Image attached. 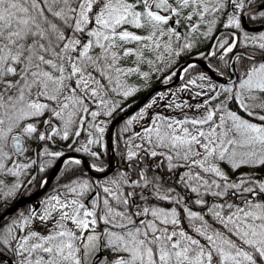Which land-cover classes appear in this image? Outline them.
Wrapping results in <instances>:
<instances>
[{
    "label": "snow or ice",
    "instance_id": "snow-or-ice-1",
    "mask_svg": "<svg viewBox=\"0 0 264 264\" xmlns=\"http://www.w3.org/2000/svg\"><path fill=\"white\" fill-rule=\"evenodd\" d=\"M246 4L251 19L256 14L264 18V0H0V174L18 177L36 163L14 159L26 153L27 140H51L61 133L63 140L80 137L86 117L94 121L100 114L93 106L111 115L116 106L113 95L126 98L136 91L127 88L123 78L133 74L149 78L139 67L154 63L149 54L161 61L193 47L178 30L181 26L189 34L206 27L207 36L219 13L226 17L225 28L239 30ZM240 43L264 57V32H245L242 41L231 32L213 45L223 50L221 54L210 49L201 55L225 62V68L212 67L232 82L217 88L210 76L201 74L198 80L205 83L188 79L183 85L200 89L195 97H206L201 104L166 105L198 112L203 107V113L183 119L157 113L141 132L129 137L124 158L137 169V179L125 174L111 181V186L101 188L103 195L93 196L90 207L81 198L92 185L87 180L70 182L64 193L50 198L43 214H22L18 223L0 231V246L11 247L17 264H92L101 238L95 234L96 226L103 223L114 264H264V180L244 174L232 180L220 166L221 162L233 170L264 166V59L257 60L255 53L235 55L239 68L228 64L225 57ZM128 57L135 58L136 67L122 66ZM46 114L49 118L43 123L49 135L38 132L37 122ZM136 119H144L143 110L128 125ZM87 126H92L90 121ZM94 130L104 132L98 124ZM96 143L89 138L74 150L90 152L89 145ZM141 151L154 161L151 176L138 167L144 159ZM43 155L61 153L45 150ZM161 167L185 190L183 194L176 187H164L155 172ZM125 186L131 190L124 192ZM19 187L0 181V199L11 197ZM187 193L195 198L189 200ZM149 195L172 206L150 205ZM134 196L144 204H137ZM206 196L214 200L209 202ZM34 219L52 221L46 235L25 231ZM87 231L93 234L84 236Z\"/></svg>",
    "mask_w": 264,
    "mask_h": 264
},
{
    "label": "trees",
    "instance_id": "trees-1",
    "mask_svg": "<svg viewBox=\"0 0 264 264\" xmlns=\"http://www.w3.org/2000/svg\"><path fill=\"white\" fill-rule=\"evenodd\" d=\"M246 7H249V6L246 4ZM256 17L257 18L255 20H253L250 18V15H248L247 16V22L250 25H254V24H258L264 20V18H261L259 16V14H256ZM130 30L136 31L138 34H144L143 32L136 30V29H130ZM235 30H237V29H235ZM237 31L239 32L240 40L242 41L243 35L247 31L243 30L242 28L237 30ZM248 33H250V32H248ZM259 33H261V32H259ZM250 34H252V33H250ZM208 45H209V40L205 39L204 41H200L199 43H196L192 49L185 50V51L181 52L180 56L176 57L177 65L182 64L186 59L191 58V57H198V58L203 59L201 54H207L208 53V51H207ZM240 48H242L245 51L252 53V54L253 53L261 54V52L258 49H254L251 46L246 48L243 43H240ZM214 51H217V55H219V54H221V52L223 50L222 49L221 50L214 49ZM229 55H230V53L225 57V61L227 63H228ZM203 60L206 61L211 67L215 66V67H219V68H225V62L219 61L216 57H211L208 60H205V59H203ZM193 65L195 67L189 68L188 72H186V73L184 72L180 81L174 87L170 88L169 90L177 89V90H180L183 94L194 93V95H195V92L200 91L199 88H197L196 86H193V85H189L188 89L183 88V85L185 84V82L188 79H195V80H197L198 84L205 83L204 81L198 80L199 75L205 74L204 71L201 69V67L199 65H197V64H193ZM235 66L237 68H239L240 62L235 61ZM169 80H171V78L166 80V81L158 80L157 82H155L154 85L164 83V82H168ZM211 82L213 84H215V86L217 88H219L220 83H218L214 80H211ZM146 91H147L146 89H142L140 92H136V93L132 94L131 96L127 97L123 101L120 108H118L117 110L112 112L111 115H106V114H104L103 110L95 108V106H93V110L100 112V114L95 119L102 120L104 122L109 123L113 117H115L117 114H119L120 112L123 111L122 107L124 105H131L132 103H134L135 101L140 99ZM161 93H159V94H161ZM148 103L149 102L147 101L144 106L148 105ZM232 107H235V106L233 105ZM241 115H244V114L241 113ZM45 118L46 117L43 116L37 122L38 132H40V133L43 132V121L46 120ZM246 118L252 119L251 117H246ZM89 121L90 122L92 121L91 117H86V123H88ZM52 122L57 124V125L60 124V122L55 120V119H53ZM126 122H127V119H125L124 121L119 123L114 129L113 151H114V155L117 158L118 166L109 174L108 177L103 178V179L92 178L85 172V170L81 164L76 165V164L72 163V161H67L66 163H64V165L58 171V173L56 174L54 179L49 183V185L47 186L45 191L38 197V199H42L46 195L52 193L54 190H56L57 187L69 185L70 182H78V181L87 180L92 185V188L81 199H82V201H85L86 203H90V201L92 200L93 196L96 193L99 192L101 195H103V193L101 191V188H102L101 184L104 183L105 181H108L112 178L115 180H119L120 177L122 175H125V174L131 180L137 179V175H136L137 169L131 168L129 165V162L124 158L126 142L128 141L129 137L132 136V132H133L132 128L130 129L129 125H127ZM254 122L259 123V121H254ZM82 131H84V130H82ZM46 135H48V134H46ZM61 136H62L61 134L56 135L51 140H46V141H40L38 138L27 140V145H26L27 151L25 153L27 155L26 163H29L30 160H35L36 163L32 164V166L30 168H28L22 186H20L18 188V190L15 191V194H14L15 197H14L13 201H15L17 198H19L21 196H28V195L34 193L35 191H37L38 188L41 186L43 180L48 175L52 164L56 161V159L58 157H50V156L43 155L45 150L50 151V152H59L61 154L68 152V151L75 152V153H78V154L84 156L92 166L96 165V166H99L101 168L106 167L107 156H106L105 148L95 147L96 148L95 153H97V156H92L90 154V152H84V151L78 152V151L74 150L75 148H79L82 145H85L87 143L86 141H84V135L82 133H81L80 137H78V138L76 137L75 139H71L69 137L68 140H63L61 138ZM69 145H72L73 147L70 148ZM140 155L142 157H144L143 152H140ZM159 159H161V157L156 158V160H159ZM45 162H47V163L45 164ZM132 163L135 164L136 162L133 161ZM153 163H154V161L152 158L144 157L143 161L138 165V167L146 168L148 170V175L151 176L154 174V172L151 168ZM42 165H44V167H43V170L41 171ZM220 166L229 175L230 179H232V180H236L238 177L241 176V174H244V175L252 177V178L264 180V166H261V167L242 166L237 170H233L231 168V166L229 164H227L226 162H221ZM250 168H252V169H250ZM183 170L184 169H179L178 172L183 171ZM155 172L159 173V175L163 178L162 183L164 184V187L173 186V187H176L177 191L181 192L182 194L185 192V190L183 188L174 184V177H172L170 174H168L167 169L165 167L155 169ZM130 190L131 189H129L127 186H125L123 189L124 192L130 191ZM136 191H140V189H137ZM145 194L148 195L147 190H145ZM187 195L189 197V200L195 198V194L187 193ZM205 199H207L209 202H212L214 200V198L211 196H206ZM133 200H135V202L137 204H140V205L144 204V201H141L139 196H134ZM11 203L7 202L3 206H1L0 207V213L7 206H9ZM147 203L150 205H156V206L165 207V208H169L172 206V205H170L164 201L155 200L150 195H149V199H148ZM31 205L32 204L25 205L24 207L15 211L14 214H12L9 218H7L0 225V231H3V229L5 230V228H6L5 226L8 224H11V222L14 221L19 216L20 213L28 211ZM135 210L136 209H132V211H135ZM194 210L199 211L200 209L198 207L194 206ZM105 227L106 226L103 223L98 224V228H100V229H105ZM185 227H187L186 224H185ZM0 252L11 257L15 261V263L17 264V260L14 256L13 252L11 251L10 246H0ZM108 264H113L111 259L109 260Z\"/></svg>",
    "mask_w": 264,
    "mask_h": 264
},
{
    "label": "rangeland",
    "instance_id": "rangeland-1",
    "mask_svg": "<svg viewBox=\"0 0 264 264\" xmlns=\"http://www.w3.org/2000/svg\"><path fill=\"white\" fill-rule=\"evenodd\" d=\"M229 11H231L230 8H229ZM207 19L210 20L211 16L207 17ZM225 22H226V17L217 13L215 26L213 27L212 32L210 34H208L207 36L203 35V33L207 31L206 27H201L199 29L198 33H195V34H189L187 29L184 28L183 26H181L178 30L184 32L185 35L189 37L188 42H191L193 47H194V45L196 43H199L200 41H204L205 39L210 41L212 35L216 31L221 29L222 26H224ZM165 39H167V37H165ZM128 47H135V45H128ZM173 47L176 48V47H178V45L173 44ZM161 54L164 55L162 50H161ZM176 57L177 56H175V57H167L166 56V58L164 60L156 61L154 55L149 54V59H152L154 61V63L152 65H149L148 63H143V64L139 65L140 72L141 73L148 72L149 78L147 80H145L140 74L130 75L126 78H123L125 80L126 87L127 88H134L136 90L134 93H136V92H140L142 89H146V90L150 89L151 87L154 86L155 82H157L158 80L166 81L169 79V77L172 78L174 76L176 69L179 66L176 63ZM134 61H135L134 57H128L125 60H123L121 63H122V66L125 68L136 67V64L134 63ZM157 69H159V70H157ZM126 98L123 96L113 95L111 97V99L115 101L116 106L114 107L112 112H114L115 110L120 108V106L122 105L123 101ZM205 99H206V97H203V96L195 97L194 93L183 94L180 90H177V89L167 90V91L162 92L161 94H157V95L153 96V98L151 100H149L148 105L150 103H152L153 100L157 101L156 103H152L151 108H149L148 105H146V106L143 105V108H139L137 111H135L131 115H129L126 119L128 122L129 119H131L134 116H138L139 113L143 110L144 111V119L143 120H140V119L133 120L132 125L129 126L130 129L132 128V131H133L132 134L134 132H141L142 128L149 123L150 118L155 116L157 113H160L161 115L168 116V117L183 119L185 117V115H187L188 117H193V116L199 115L200 113H203V111H204L203 107H201L199 109V112L197 111L196 108L190 109V108L185 107L183 109H180V108H175V107H166V105H168L169 103L174 102L176 104H179V103L186 101L188 104L198 105V104H201L203 102V100H205ZM212 103L216 104V103H218V100H213ZM129 106L130 105H124L122 107L123 111L126 110L127 108H129ZM45 117H46L45 118L46 120L49 118L47 114L45 115ZM53 122H52V124L55 125L57 128L61 127L60 124L57 125ZM87 124L88 123H86V126L81 128V133L84 135V141L87 142V140L89 138L98 140V143L93 144V145H89L90 152H95V150H96L95 147L105 148V134H106V130H107L109 123L104 122L102 120L95 119V121H91L92 126H87ZM97 124L104 128L103 133L95 132L94 126ZM127 125H128V123H127ZM44 127H45V125L43 123V132L42 133H44L45 135L46 134L49 135L50 134L49 131L46 132L44 130ZM75 130H76V128L73 127L70 131L74 132ZM82 130H84V131H82ZM89 133H92V136H89ZM61 135H62V133H61ZM70 138L75 139L76 137L70 135ZM135 142L139 143L140 141L136 140ZM25 145H27V141L25 142ZM141 152H143V151H141ZM14 159H16V161L18 163L26 164L27 155L24 153L23 155L17 156ZM9 167H11L10 163H9ZM92 169L96 172L104 171V168H102V170H100V171H97L95 167H92ZM250 169H252V168H250ZM27 170L28 169L21 171V173L18 177L13 176L11 174H0V181H3L4 184H6L8 186H11V185L16 184V183H19V185L22 186L24 179H25V176H26V173H27ZM113 180H115V179L112 178L108 181H105L104 183L101 184V187L111 186L110 182ZM64 192H65V186H60V187H57L56 190H54L52 193L46 195L44 198L36 200L30 206L28 211L20 213L19 216L14 221L11 222V224L6 225L5 230L9 227H12L14 225V223H18L22 214L28 215L33 211H35L37 214H43L45 207L47 206V202L50 200V198L54 195H57L58 193L62 194ZM14 194L11 197L0 199V207L3 206L7 202H10V203L13 202L14 197H15ZM61 198H63V196ZM82 202H84L86 204V206L90 207V203H86L85 201H82ZM51 224H52V221H49L47 224H45V223L41 222L39 219H34L31 221L30 227L25 229V231L34 230V231H37L41 234L46 235L48 233L49 228L51 227ZM68 227L71 228V227H73V225H71V223L69 222ZM96 229H98V225L96 226ZM5 230L3 229V231H5ZM102 230H103V243H102V247H101L102 252L108 255V262L111 259V261L114 264L115 254L112 252L110 247L106 246L107 236L104 234V229H102ZM14 234H21L22 235L23 233H14ZM77 234L80 235V233H77ZM11 251H12V249H11ZM15 258L17 260L16 256H15Z\"/></svg>",
    "mask_w": 264,
    "mask_h": 264
},
{
    "label": "water",
    "instance_id": "water-1",
    "mask_svg": "<svg viewBox=\"0 0 264 264\" xmlns=\"http://www.w3.org/2000/svg\"><path fill=\"white\" fill-rule=\"evenodd\" d=\"M249 8L250 7L246 8L241 14L242 15V27H243V29L246 31H249V32H259V31L264 30V21L258 25H253V26H250L247 24L246 17H247V15H249ZM231 32H236V31L231 30V29L220 30L216 34V36L214 37L212 44H211V48L216 43L219 36L229 34ZM245 54H251V53H249L245 50H241V49L235 50L234 53H232L230 55L228 64L234 65L235 59L233 57L235 55L244 56ZM255 56H256L257 60L264 59V57H262V55H256L255 54ZM192 64H198L203 69V71L208 76L211 77L212 80H215V81L222 83V84H228V83L232 82L228 78H226L225 76L224 77L217 76L214 73L213 69L202 59H198V58L187 59L183 64H181L177 68L175 75H174V79L172 81L152 87L137 102L132 104L129 108H127L126 110H124L123 112H121L120 114H118L116 117H114L112 119V121L108 125L107 131L105 134V146H106V153H107V168L103 172L98 173V172H95L94 170H92L88 161L83 156H81L79 154H76L73 152H66V153L60 155L58 157V159L56 160V162L53 164V166H52V168H51V170H50V172L46 178V182H45L44 186L41 189H39L36 193H34L33 195H31L29 197H20L12 205H10L4 211H2L0 213V224L9 215H11L14 211L19 209L20 207H22L26 204H29L31 202H34L37 199V197L45 190V188L47 187L49 182L55 177L57 172L60 170L62 165L67 160H80L81 161L80 164L83 166L86 173L93 178L99 179V178H103V177L108 176L111 173V171H113V169L117 166V163L115 162L116 157L113 153V132H114L115 127L120 122H122L125 118H127L130 114H132L134 111H136L139 107H141L149 99V97L152 94H154L155 92L170 88V87L174 86L175 84H177V82L180 79L181 74L183 73V69L189 65H192ZM233 79H235V77H233ZM45 129L48 130L46 127H45ZM91 234H93L91 231H87L84 233V236L91 235ZM95 234H97L101 238L97 240V248L91 257L92 264H107L108 255L103 253L102 248H101L103 232H102V230H96ZM83 243H87V241L85 240V241H83ZM0 263L15 264L14 261L10 257H8L2 253H0Z\"/></svg>",
    "mask_w": 264,
    "mask_h": 264
},
{
    "label": "flooded vegetation",
    "instance_id": "flooded-vegetation-1",
    "mask_svg": "<svg viewBox=\"0 0 264 264\" xmlns=\"http://www.w3.org/2000/svg\"><path fill=\"white\" fill-rule=\"evenodd\" d=\"M247 8V7H246ZM245 8V9H246ZM244 9V10H245ZM244 10H242V12L244 11ZM242 14V13H241ZM171 23V22H170ZM222 29H225V27L224 26H222V28L221 29H219L218 31H216L213 35H212V37H211V39H210V41H209V45H208V48H207V51L209 52V50L211 49V50H213L214 51V49L215 48H211V44H212V41H213V39H214V37L216 36V34L220 31V30H222ZM228 29V28H227ZM232 30H235V29H232ZM236 32L238 33V35H239V37H240V34H239V32L236 30ZM224 37H228V34H225V35H221V36H219V38L218 39H221V38H224ZM217 39V40H218ZM217 42V41H216ZM240 48V44L238 45V47L235 49V50H237V49H239ZM234 50V51H235ZM232 53H230V55H231ZM229 55V56H230ZM193 65V64H192ZM198 65V64H197ZM174 77V76H173ZM180 81V80H179ZM178 81V82H179ZM177 82V83H178ZM165 83V82H164ZM160 84H163V83H160ZM160 84H157V85H160ZM157 85H155V86H157ZM154 87V86H153ZM152 88V87H151ZM150 88V89H151ZM170 88H172V87H170ZM170 88H167V89H164V90H161V91H158V92H155L154 94H152L150 97H149V99L147 100L148 102H149V100H151L152 98H153V96H155V95H157V94H159V93H161V92H164V91H167V90H169ZM149 90V89H148ZM147 90V91H148ZM38 200V199H37ZM31 204H33V203H31Z\"/></svg>",
    "mask_w": 264,
    "mask_h": 264
},
{
    "label": "bare ground",
    "instance_id": "bare-ground-1",
    "mask_svg": "<svg viewBox=\"0 0 264 264\" xmlns=\"http://www.w3.org/2000/svg\"><path fill=\"white\" fill-rule=\"evenodd\" d=\"M214 73H215L217 76H219V74H218L217 72L214 71Z\"/></svg>",
    "mask_w": 264,
    "mask_h": 264
}]
</instances>
